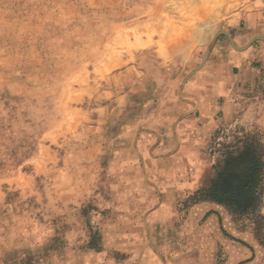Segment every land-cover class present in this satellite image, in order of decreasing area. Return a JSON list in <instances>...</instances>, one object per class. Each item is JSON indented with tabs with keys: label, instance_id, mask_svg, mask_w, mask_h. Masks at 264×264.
<instances>
[{
	"label": "rangeland",
	"instance_id": "1",
	"mask_svg": "<svg viewBox=\"0 0 264 264\" xmlns=\"http://www.w3.org/2000/svg\"><path fill=\"white\" fill-rule=\"evenodd\" d=\"M257 11L259 0H0V264H264V64L236 84L239 114L215 118L185 158L164 142L207 53ZM221 174L235 177L214 186L227 198L258 178L239 213L210 195ZM157 206L172 213L148 221Z\"/></svg>",
	"mask_w": 264,
	"mask_h": 264
},
{
	"label": "crops",
	"instance_id": "2",
	"mask_svg": "<svg viewBox=\"0 0 264 264\" xmlns=\"http://www.w3.org/2000/svg\"><path fill=\"white\" fill-rule=\"evenodd\" d=\"M238 23H240L239 27L233 28L234 32H224L229 45L227 47L216 46L213 49L207 58L208 62L206 60L202 75L198 73L196 78L191 79L186 85L185 93L179 96L180 110L174 115L175 123L167 122L165 124L170 129L168 133L166 131V135L171 137L170 140H164L167 142L166 148L178 150L182 158L186 157L183 151L188 147L187 142L194 141L193 146L196 147L199 139L207 133L210 126L218 123L215 118L221 116L223 120H229V117H234L233 110H237L236 115L239 114L240 107L235 104L234 97L235 87H238L236 84L246 85V82L260 71L254 68V64L261 62L264 64V15L259 11L244 14ZM242 26L244 28H241ZM131 70H133L132 67ZM236 75L237 79L233 77ZM104 93H106L103 94L105 96L109 94V92ZM218 99L219 102L223 101L221 104L223 106L220 108L214 104ZM251 111L254 112V109L248 110L242 116V123L248 120ZM202 186L206 185H200V187ZM190 188L189 184H185L181 191L187 192L191 190ZM197 188H199L198 185ZM199 208L200 206H195L193 210L197 211ZM211 209L212 207H209L208 211ZM147 210L144 211V215H148V221L150 218L159 219L158 217L164 214L172 213L170 208L165 206L147 208ZM215 222H219V215L212 213L207 217L205 226L213 225ZM136 257L135 255L133 260ZM143 259L148 264H177L181 257L176 254L148 253L143 255ZM190 260L192 262L203 261L204 257L202 254H192ZM91 262L92 264H122L116 258H107L97 254L91 257Z\"/></svg>",
	"mask_w": 264,
	"mask_h": 264
},
{
	"label": "trees",
	"instance_id": "3",
	"mask_svg": "<svg viewBox=\"0 0 264 264\" xmlns=\"http://www.w3.org/2000/svg\"><path fill=\"white\" fill-rule=\"evenodd\" d=\"M258 173H259V171H258ZM229 177L232 179H235V177L232 175L228 174L227 177H225L224 174H221V175L217 176V179H213V180H215V182L214 183L211 182L207 188H209L211 196L216 194L218 197L222 198L219 201V200H216L217 197H215L213 200L214 202H218L220 205H223L226 207L227 206L228 207L234 206V208H236V212L239 213L243 209V206L245 204V198H247V197L249 198V196H253L255 188L257 187L258 178H257V176L254 177L253 180L247 182L245 185H242V184L237 185V183H236V185L234 187H237V188L234 190V192L237 190H238V192H235L234 194L229 195V198H227L226 197L227 194L220 192V189H218L214 186H218L219 185L218 182H225L222 185L227 184V182H226L227 180L228 181L232 180V179H229ZM236 181H238V180H236ZM222 187H224V186H222ZM246 195H247V197H246ZM259 217L262 218V216H259Z\"/></svg>",
	"mask_w": 264,
	"mask_h": 264
},
{
	"label": "built area",
	"instance_id": "4",
	"mask_svg": "<svg viewBox=\"0 0 264 264\" xmlns=\"http://www.w3.org/2000/svg\"><path fill=\"white\" fill-rule=\"evenodd\" d=\"M259 2L261 3V6L264 8V0H259Z\"/></svg>",
	"mask_w": 264,
	"mask_h": 264
},
{
	"label": "water",
	"instance_id": "5",
	"mask_svg": "<svg viewBox=\"0 0 264 264\" xmlns=\"http://www.w3.org/2000/svg\"><path fill=\"white\" fill-rule=\"evenodd\" d=\"M209 53H210V52H208V53H207V56H206V59H205V61L207 60V58H208V56H209Z\"/></svg>",
	"mask_w": 264,
	"mask_h": 264
}]
</instances>
